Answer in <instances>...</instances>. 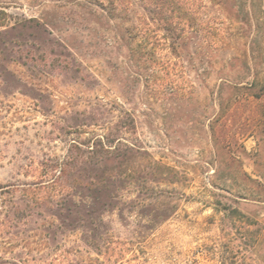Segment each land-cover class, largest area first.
<instances>
[{"label": "rangeland", "instance_id": "1", "mask_svg": "<svg viewBox=\"0 0 264 264\" xmlns=\"http://www.w3.org/2000/svg\"><path fill=\"white\" fill-rule=\"evenodd\" d=\"M120 1L0 0V264H264V95L216 100L252 51L264 81V0H199L214 49Z\"/></svg>", "mask_w": 264, "mask_h": 264}, {"label": "trees", "instance_id": "2", "mask_svg": "<svg viewBox=\"0 0 264 264\" xmlns=\"http://www.w3.org/2000/svg\"><path fill=\"white\" fill-rule=\"evenodd\" d=\"M107 1L112 9H119L125 12L126 6L123 5V1ZM142 1L150 7L148 9L150 21L159 24L167 34L166 37H177L179 39L178 45L181 48H183L184 41L188 37H207L206 42L207 45H209V48L214 49L218 46L219 39L217 37L222 36L216 23L207 22L204 24L198 20V10L201 6L199 0ZM131 28L136 30L135 26H132ZM149 29V27H146L144 34L147 33ZM130 33L133 32L131 31ZM256 41V39H253L252 44H255ZM251 50L253 49L251 48ZM204 60H206V63L209 66H213L214 61L212 60L211 55L205 57ZM259 60H261V57L255 56L252 51L249 54V58L243 61L245 71L242 72L241 70L228 69L226 72L224 70L218 72L219 82L217 84L218 93L216 100H218L219 104L244 99L259 100L264 95V81H262L260 77L261 73L253 69V65L255 66ZM211 71H209V73ZM133 123V119L129 118V121H123L124 125L122 126H132ZM112 142L113 141L108 139V137L104 140V144L101 140L97 141L96 145L89 151V155L83 160L84 163H89L97 169L102 167V172L105 173L107 170L105 163L110 159H117L121 156L125 157L129 153H132L133 144H123L122 146L116 145L111 149L109 146H112ZM165 168L169 169L167 166H165ZM107 179L103 175H100L94 186L96 187V190H94V193L90 196V202L86 204L89 207L90 213L95 214V218L98 221L101 219L100 215L112 207L110 204V195L108 194L109 181ZM105 180L107 182H105ZM115 251L117 254H120L121 250L116 249L115 247L114 252Z\"/></svg>", "mask_w": 264, "mask_h": 264}]
</instances>
